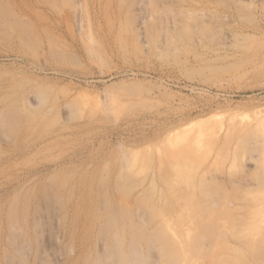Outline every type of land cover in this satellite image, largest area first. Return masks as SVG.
Segmentation results:
<instances>
[{"label": "rangeland", "instance_id": "obj_1", "mask_svg": "<svg viewBox=\"0 0 264 264\" xmlns=\"http://www.w3.org/2000/svg\"><path fill=\"white\" fill-rule=\"evenodd\" d=\"M263 187L264 0H0V264H264Z\"/></svg>", "mask_w": 264, "mask_h": 264}, {"label": "bare ground", "instance_id": "obj_2", "mask_svg": "<svg viewBox=\"0 0 264 264\" xmlns=\"http://www.w3.org/2000/svg\"><path fill=\"white\" fill-rule=\"evenodd\" d=\"M184 17V16H183ZM181 30V29H180ZM14 116V115H13ZM5 121V120H4ZM181 133H183L182 131H181ZM192 133H194V132H191V134ZM201 133V132H200ZM199 133V135H197V137L199 138H197L198 140H200V139H202L203 141H204V137L206 136V140H205V142H211V143H215V142H217V141H221L220 139L223 137L222 135H221V133L219 132V131H212V132H203L202 131V133L200 134ZM204 133H209V134H204ZM188 134H190V133H188ZM203 134H204V137H203ZM225 134V133H224ZM182 135V134H181ZM181 135H180V139H181ZM193 135V134H192ZM196 135V134H195ZM179 136V135H178ZM185 136V135H184ZM188 136V135H187ZM226 136H228V134H226ZM232 136H233V134H232ZM225 137V136H224ZM229 137V136H228ZM176 138H177V136H176ZM176 138H175V141H176ZM184 138V137H183ZM196 138V137H195ZM190 138H187V140H189ZM229 139H231V138H229ZM228 138H227V140H229ZM170 140V139H169ZM182 140V139H181ZM181 140H177V141H181ZM222 140H224V139H222ZM226 140V141H227ZM171 142V141H170ZM228 142V141H227ZM202 143V142H201ZM201 144H199V146H200ZM216 145V144H215ZM179 147V146H178ZM210 147V146H209ZM213 147V146H212ZM196 148V147H195ZM176 150H178V148L176 149ZM182 151H185V150H182ZM178 152H180V151H178ZM235 152V151H234ZM205 153H207V152H205ZM175 154V153H174ZM179 154V153H178ZM160 155V154H159ZM176 155H177V152H176ZM130 157V156H129ZM158 157V156H157ZM159 158V157H158ZM218 158V157H217ZM130 160V159H129ZM150 161V160H149ZM162 161V160H161ZM129 162V161H128ZM142 162V161H141ZM156 162V161H155ZM205 162V161H204ZM160 164V163H159ZM162 164V163H161ZM128 165V164H127ZM145 165V164H144ZM151 166V165H150ZM159 167V166H158ZM173 168V167H172ZM146 169V168H145ZM174 170V169H173ZM201 172V171H200ZM179 173V172H178ZM180 174V173H179ZM183 176V175H182ZM175 178V177H174ZM178 179V178H177ZM185 181V180H184ZM210 183V182H209ZM184 184V183H183ZM211 184V183H210ZM202 185H204V184H202ZM212 185V184H211ZM197 187V186H196ZM204 187H205V185H204ZM207 187V186H206ZM209 188H210V186H209ZM223 188V187H222ZM264 188V187H263ZM162 190V189H161ZM205 190V189H204ZM210 190V189H209ZM212 191V190H211ZM258 194V193H257ZM151 195H152V193H151ZM213 195V194H212ZM197 197V196H196ZM206 198V197H205ZM234 198V197H233ZM255 198V197H254ZM132 199V198H131ZM202 199V198H201ZM204 199V198H203ZM264 199V198H263ZM192 200V199H191ZM104 201V200H103ZM194 202H196V201H194ZM234 202H236V201H234ZM204 203V202H203ZM220 204V203H219ZM102 206V205H101ZM230 206V205H229ZM195 208V207H194ZM227 208V207H226ZM139 209V208H138ZM155 209V208H154ZM193 209V208H192ZM239 209V208H238ZM227 210V209H226ZM257 210V209H256ZM152 211V210H151ZM196 212V211H195ZM232 212V211H231ZM199 213H200V211H199ZM254 213V212H253ZM227 214V213H226ZM230 214V213H229ZM192 215H194V214H192ZM219 215V214H218ZM221 215V214H220ZM230 216V215H229ZM239 216V215H238ZM222 217V216H221ZM223 218V217H222ZM217 219V218H216ZM110 220V222L112 221V223H113V221H115V219H109ZM202 221V220H201ZM121 223V222H120ZM124 223V222H123ZM234 225V224H233ZM254 225V224H253ZM257 226V225H256ZM228 227V226H227ZM101 228V227H100ZM203 228V227H202ZM108 229V228H107ZM198 229V228H197ZM214 230V229H213ZM260 230V229H259ZM230 231V230H229ZM250 231V230H249ZM255 231V230H254ZM162 232V231H161ZM220 232H222V231H220ZM257 232V231H256ZM260 232V231H259ZM180 233V232H179ZM104 234V233H103ZM261 234V233H260ZM220 235V234H219ZM148 236V235H147ZM194 236V235H193ZM257 236H259L258 234H257ZM263 237V236H262ZM111 238H113V236L111 237ZM222 238V237H221ZM135 239V238H134ZM220 239V238H219ZM260 239V238H259ZM128 240V239H127ZM221 240V239H220ZM223 240V239H222ZM216 241H217V239H216ZM134 241H132V243H133ZM138 242L136 241V243L135 244H137ZM187 243V242H186ZM194 244V243H193ZM255 244V243H254ZM253 244V245H254ZM113 245V244H112ZM134 244H132V247H130L131 249L129 250V251H131V254H130V257H131V260H132V263L133 264H142V262H141V259H140V251H139V248L136 246V245H134ZM138 245V244H137ZM174 245V244H173ZM178 245V244H177ZM188 245V244H187ZM238 245V244H237ZM252 243H251V246H250V248L252 249ZM117 246V245H116ZM166 246H168V245H166ZM247 246H248V244H247ZM256 246V248H254L253 250V252H255L259 247H257V245H255ZM109 247H110V245H109ZM113 247V246H112ZM171 247V246H170ZM115 248H117V247H115ZM115 248H114V250H115ZM177 248V247H176ZM249 248V249H250ZM259 249H261V248H259ZM264 248H262V250H263ZM112 250V249H111ZM119 250V249H118ZM176 250V249H175ZM178 250V249H177ZM186 250H187V248H186ZM110 251V250H109ZM234 251V250H233ZM120 251H118V253H119ZM177 253V252H176ZM225 253V252H224ZM252 253V252H251ZM123 256V254H120V256ZM180 255V254H179ZM220 255V254H219ZM228 255V254H227ZM115 256V255H114ZM118 256V255H117ZM121 256V257H122ZM179 257V256H178ZM127 258H129V257H127ZM172 258V257H171ZM122 259V261H123V259L124 258H121ZM179 259V258H178ZM188 259V258H187ZM217 259V258H216ZM125 260H127L128 261V259H125ZM182 260V259H181ZM189 260V259H188ZM242 260V259H241ZM115 261V260H114ZM121 261V260H120ZM120 261H119V263H120ZM121 261V262H122ZM221 261V260H220ZM116 262V261H115ZM202 262V261H201ZM214 262V261H213ZM247 262V261H246ZM123 263V262H122ZM241 263V262H240ZM249 263V262H248ZM123 264H125V263H123ZM152 264V263H151ZM246 264V263H245Z\"/></svg>", "mask_w": 264, "mask_h": 264}]
</instances>
